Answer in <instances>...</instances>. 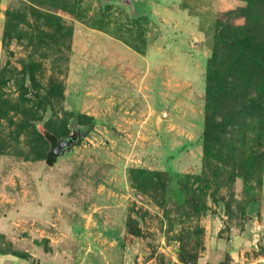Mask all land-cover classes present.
<instances>
[{
	"label": "rangeland",
	"instance_id": "rangeland-1",
	"mask_svg": "<svg viewBox=\"0 0 264 264\" xmlns=\"http://www.w3.org/2000/svg\"><path fill=\"white\" fill-rule=\"evenodd\" d=\"M0 264H264V0H0Z\"/></svg>",
	"mask_w": 264,
	"mask_h": 264
},
{
	"label": "trees",
	"instance_id": "trees-1",
	"mask_svg": "<svg viewBox=\"0 0 264 264\" xmlns=\"http://www.w3.org/2000/svg\"><path fill=\"white\" fill-rule=\"evenodd\" d=\"M227 124H228V122L225 121V122H223L222 124H219V125L214 124L212 126H209L207 131H206V134H205L206 139L207 140H211L212 138L219 137V136L223 135L225 133L224 129L227 126ZM40 133L50 145V149H49L46 161H47V164L49 166H53L57 162V159L54 157L53 143L55 141H57V140H60V139L55 133L51 132L49 129H47L45 127H42L40 129ZM14 255H16V256H18L20 258H23V259H27V260L30 259L26 255H21V254H17V253H15Z\"/></svg>",
	"mask_w": 264,
	"mask_h": 264
},
{
	"label": "water",
	"instance_id": "water-1",
	"mask_svg": "<svg viewBox=\"0 0 264 264\" xmlns=\"http://www.w3.org/2000/svg\"><path fill=\"white\" fill-rule=\"evenodd\" d=\"M127 1V0H125ZM32 95H35V91H32ZM80 133L78 131H74L68 139L65 140H57L53 143L54 147V157L58 159L61 155H64L67 151L71 149L72 144L78 139Z\"/></svg>",
	"mask_w": 264,
	"mask_h": 264
}]
</instances>
